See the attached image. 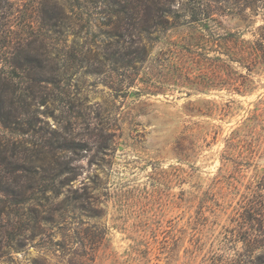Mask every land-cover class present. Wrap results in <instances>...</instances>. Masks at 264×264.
I'll return each instance as SVG.
<instances>
[{
  "label": "rangeland",
  "instance_id": "1",
  "mask_svg": "<svg viewBox=\"0 0 264 264\" xmlns=\"http://www.w3.org/2000/svg\"><path fill=\"white\" fill-rule=\"evenodd\" d=\"M263 24L264 0H0V264H264V71L219 47Z\"/></svg>",
  "mask_w": 264,
  "mask_h": 264
},
{
  "label": "trees",
  "instance_id": "2",
  "mask_svg": "<svg viewBox=\"0 0 264 264\" xmlns=\"http://www.w3.org/2000/svg\"><path fill=\"white\" fill-rule=\"evenodd\" d=\"M138 1L140 0H137V3ZM204 15L205 18L209 17L208 13ZM139 19L141 22L144 21L141 17ZM155 25L165 28V25L161 22H156ZM257 29L259 31L258 37L253 39H239L233 33H226L219 39L220 50L223 51L222 53L226 58L237 62L246 69L248 74H252L255 71H264V24L260 25ZM140 60L143 59L141 58ZM236 90L239 91L237 88Z\"/></svg>",
  "mask_w": 264,
  "mask_h": 264
}]
</instances>
